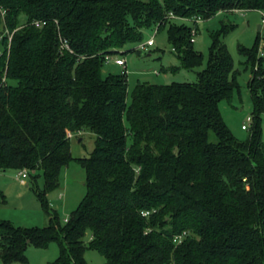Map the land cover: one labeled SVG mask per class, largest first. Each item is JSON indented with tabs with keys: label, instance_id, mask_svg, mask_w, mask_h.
Here are the masks:
<instances>
[{
	"label": "trees",
	"instance_id": "16d2710c",
	"mask_svg": "<svg viewBox=\"0 0 264 264\" xmlns=\"http://www.w3.org/2000/svg\"><path fill=\"white\" fill-rule=\"evenodd\" d=\"M0 8V171L26 169L36 187L41 173L36 191L49 218L31 228L0 220V260L26 263L30 245L58 242L59 264H90L89 247L106 264H264L260 46L240 47L252 66L248 141L220 109L239 89L225 42L233 24L212 35L195 82H138L129 99L127 72L105 71L107 55L135 50L153 25L168 28L183 67L195 70L204 54L185 21L264 12V0H0ZM86 132L95 150L74 157L72 136ZM73 160L86 170V194L63 223L48 195Z\"/></svg>",
	"mask_w": 264,
	"mask_h": 264
},
{
	"label": "rangeland",
	"instance_id": "374dc122",
	"mask_svg": "<svg viewBox=\"0 0 264 264\" xmlns=\"http://www.w3.org/2000/svg\"><path fill=\"white\" fill-rule=\"evenodd\" d=\"M263 15L260 11L252 12H220L210 19L200 20L193 23L185 21L197 28L195 36V47L204 54V63L195 70H188L183 67L181 59L173 51V46L168 40V28L162 27L154 36L155 44L146 49H139L151 39L157 29L156 25L143 29V40L132 43L131 48L125 54H121L127 61L126 67L111 63L105 66V71L122 72L128 74V95L129 99L135 90L138 82L154 84H170L172 82L198 80L197 71L206 67L209 59V50L212 45V35L220 32L225 24H233V29L227 34L225 42L232 56L234 63L233 76L239 83L231 99H225L220 104L222 117L230 127L233 134L240 141H248L251 137L254 121L248 122L249 116L253 117V102L248 89V82L252 77V66L247 58L240 52V47L252 49L259 45L258 51L264 47V24ZM26 18L21 16L20 21L24 23ZM181 21V20H179ZM259 25L262 28H259ZM126 47L124 50L130 49ZM4 45L0 41V55ZM119 55V56H121ZM264 63V60H263ZM247 124L248 129H243ZM262 132L264 140V113L262 114ZM82 139L81 143L79 139ZM96 135L83 133L72 138V153L74 157H88L96 147ZM20 171H0V190L6 196V202L0 203V220L10 221L16 226L22 227H43L49 218L37 195V189L42 190L45 186L43 175L40 173L35 186L31 178L27 177L26 183L22 184L17 180ZM37 188V189H36ZM86 194V170L76 160L65 166L61 174V186L48 195L49 207L58 212L64 223L71 213L78 207ZM86 240H89L87 236ZM26 254V263L13 262L9 264H59L60 246L58 242H52L48 247L30 245ZM85 258L90 264H106L107 259L100 252L93 248L85 251ZM0 264H6L0 260Z\"/></svg>",
	"mask_w": 264,
	"mask_h": 264
},
{
	"label": "built area",
	"instance_id": "2783aa9c",
	"mask_svg": "<svg viewBox=\"0 0 264 264\" xmlns=\"http://www.w3.org/2000/svg\"><path fill=\"white\" fill-rule=\"evenodd\" d=\"M0 10L2 11V14L4 15L5 14V11L3 9H1V8H0ZM260 13L263 15L262 22L264 24V12L263 11H260ZM169 17H171V18H177V16L173 12H170L169 13ZM200 20H202V19H200V18H192V19H190V21H192L194 23H198ZM35 23H36L37 26H41V25L45 24L46 22L36 21ZM158 32H159V28H157L155 30V33H154V35L152 36L151 39H148V41L146 43H144V44H140L138 46V48L139 49H146V47H148V46H153L155 44L154 36ZM197 33H198L197 28L195 26H193V28H192V35H193L192 41H195V36L197 35ZM8 34H9V38L11 40L13 34L12 33H9V32H8ZM62 42H63V45L65 47L69 48V44H68L67 40H62ZM173 50H174V48H173ZM260 55L261 56H264V47H261V49H260ZM106 62L108 64L115 63L116 65L122 66L124 68L126 67V63H127V61H126V59L124 57H120V56L112 55V54L107 55ZM247 121L248 122H251L252 121V117L249 116L248 119H247ZM243 129H248L247 124H244L243 125ZM18 176H19L18 179L23 182L28 177V171L26 169L21 170L19 172ZM148 214H149L148 211L147 212H143V215H145V216L148 215ZM182 238H183L182 236H177V238L175 239V241L176 242H181Z\"/></svg>",
	"mask_w": 264,
	"mask_h": 264
},
{
	"label": "crops",
	"instance_id": "0c3cea01",
	"mask_svg": "<svg viewBox=\"0 0 264 264\" xmlns=\"http://www.w3.org/2000/svg\"><path fill=\"white\" fill-rule=\"evenodd\" d=\"M261 28H262V26H261ZM75 136H76V135H73L72 138H75ZM81 141H82V139L80 138V139H79V142L81 143ZM17 180L20 181L18 178H17ZM20 182H21L22 184H25V183H26V180L23 181V182H22V181H20Z\"/></svg>",
	"mask_w": 264,
	"mask_h": 264
},
{
	"label": "water",
	"instance_id": "95a60500",
	"mask_svg": "<svg viewBox=\"0 0 264 264\" xmlns=\"http://www.w3.org/2000/svg\"><path fill=\"white\" fill-rule=\"evenodd\" d=\"M259 28H261V25H259Z\"/></svg>",
	"mask_w": 264,
	"mask_h": 264
}]
</instances>
